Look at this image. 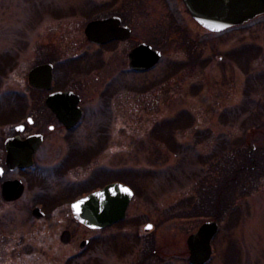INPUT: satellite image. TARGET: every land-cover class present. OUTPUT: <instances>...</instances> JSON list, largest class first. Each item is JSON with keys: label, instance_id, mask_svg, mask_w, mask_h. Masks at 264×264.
<instances>
[{"label": "rangeland", "instance_id": "obj_1", "mask_svg": "<svg viewBox=\"0 0 264 264\" xmlns=\"http://www.w3.org/2000/svg\"><path fill=\"white\" fill-rule=\"evenodd\" d=\"M161 1L0 0V180L24 185L17 200L0 196V264H138L145 244L165 255L146 264H189L187 237L205 221L218 224L208 264H264V14L218 33L199 26L181 0H170L174 18L165 17ZM89 3L123 13L130 40L87 46ZM139 42L162 53L142 72L127 59ZM75 50L87 55L66 56ZM44 62L58 63L55 87L66 83L81 95L83 116L69 132L45 104L51 88L28 85L29 70ZM34 133L42 135L34 165L8 170L6 139ZM229 156L244 160L242 181L254 187L234 192L225 212L212 187L224 178L217 162ZM114 181L134 195L120 229L104 236L130 231L122 239L139 246L102 257L94 241L81 256L78 242L92 232L70 204ZM63 230L73 237L65 245Z\"/></svg>", "mask_w": 264, "mask_h": 264}, {"label": "water", "instance_id": "obj_2", "mask_svg": "<svg viewBox=\"0 0 264 264\" xmlns=\"http://www.w3.org/2000/svg\"><path fill=\"white\" fill-rule=\"evenodd\" d=\"M194 20L202 27L219 32L226 28L244 24L255 17L264 14V0H182ZM119 18L95 20L87 24L85 34L90 41L103 43L112 39H126L129 29L119 27ZM161 53L149 45L140 44L129 53V67L135 71H145L152 68L159 60ZM51 65L43 64L32 68L27 81L36 89H50ZM78 97L71 92H55L50 94L45 104L65 125L71 128L80 117L77 107ZM23 126H17L19 133ZM42 141V135H33L25 140L19 136L5 141V165L12 170L15 167L27 168L33 163V155ZM3 169L0 167V179ZM127 189V190H126ZM24 186L20 180L3 181L0 185L1 196L5 201L17 200L23 193ZM132 191L120 183H112L102 189L91 192L71 203L73 216L90 228L109 226L125 217V210L131 199ZM33 216L43 215L41 209L35 207ZM149 226V225H148ZM146 226L147 231L150 227ZM218 224L215 221L203 222L198 230L187 238L189 261L192 264H204L211 255L210 240L215 235ZM64 242L69 241V232L62 234ZM83 244H81L82 247Z\"/></svg>", "mask_w": 264, "mask_h": 264}, {"label": "flooded vegetation", "instance_id": "obj_3", "mask_svg": "<svg viewBox=\"0 0 264 264\" xmlns=\"http://www.w3.org/2000/svg\"><path fill=\"white\" fill-rule=\"evenodd\" d=\"M134 1L135 0H129L130 6H131V4ZM169 2L171 3L170 0L169 1L168 0L167 1H165V0L161 1V3H163V6H164L163 8L164 9L167 6L172 5ZM176 2H178V1L176 0ZM90 10H91V12H90ZM165 11H166V9H165ZM106 12L107 11L105 9V4L104 3H99V4H94V3L91 4V3H89L88 4V11H84V15L87 16L88 19H89L86 22L85 25H87L92 20H104V19H109V18L117 17V18H119V21H120L119 27H122V28L124 27V28H128L129 29V31H130L129 37H127L126 39H122V40L117 38V39H112V40H109V41H106V42H103V43H95L93 41H90L86 37V35H85V27L86 26H85L84 27V43L87 46H91V47H94L95 49H99L100 50V49L110 48V45L111 44H116L117 45L119 42H127L128 40H130V37L132 36V31L133 30H132V27L130 26L129 22L125 19V15H123V13H120L119 11H116V10H115V12H109V13H106ZM168 16L171 17V18H174V15L171 16V14H169V12L166 11L165 17H168ZM175 17H176V15H175ZM139 43H141V42H139ZM137 44H134V45H132L130 47L129 51L127 52V59H128V54H129L130 50L132 48H134ZM71 50H74V49H71ZM75 51L76 52H73L72 51L71 53H69L66 56L68 58H70V59L73 60L74 58L79 59V58H83L85 55H87L86 52L84 53V52H80V51H77V50H75ZM73 62L76 63V61H73ZM47 63H50V62H47ZM55 63L54 62H51L50 63L52 65V84H51V91L47 92L46 95H48L49 93H52V92H56V91H71V92H73L74 94L78 95V97H79L78 106H79V108L81 110V113H82V116H83V109L80 106L81 105V100H82L81 95L79 93L75 92L73 89H70L69 88V86L72 87V85H69V84H66V83H62V84H58L59 87H55L56 86V84H55V73H56V68H58V67H56V65H58V63L57 64H55ZM41 90H43V89H41ZM43 91H46V90H43ZM82 116H81V119H82ZM54 117H55V120L57 121L58 120L57 117L55 115H54ZM81 119H80V121H81ZM74 127L72 129H74ZM51 129H52V127H51ZM72 129L67 130V131L69 132ZM23 132L20 131L18 134L21 135ZM34 134H36V133H34ZM30 135H33V134L25 135V136L21 137L20 139H25L26 137H28ZM35 154H36V152H35ZM34 157L35 156H33V160H34ZM33 165H34V163H33ZM15 168H17V167H15ZM18 169L19 168H17L16 170H18ZM0 182H1V180H0ZM73 218L76 220V222H78V224H81L74 216H73ZM118 223H121V222H117V223H114L113 225L106 226V227L89 228V231L92 232V234L89 237H87V238H82L78 242L79 255L85 257L87 254H89V251H91L92 250V247L95 246L94 245L95 244L94 241H97V242L99 241L100 242V243H96V245L98 246L99 251L101 253L100 256H102V257H104L103 250H104V252H105L106 255L109 254V256H111V257L114 256V258L122 257L124 254H127L128 251H129V253L130 252H133V250H134L133 247L136 244L135 241L133 243H131L130 245H128V242L126 241V239H122V238L123 237H125V238L133 237L135 235L134 233L132 234L130 231H126V232H123V231L118 232L117 231L109 239H107L104 236V231H107V230H110V229L117 230L116 228H119L120 229V227H117L116 226V224H118ZM63 231H65V230H63ZM63 231H61V233ZM61 233H60V236H59L60 241H61ZM72 238L73 237L70 235L68 242H66V243L63 242V241H61V242L64 245L65 244H68L71 241ZM134 238H135V240H138L139 239V235H136V237H134ZM103 241H105V242L103 243ZM81 243L83 244L82 247H81ZM152 245L151 244H145L142 247L143 249L140 252V258H139V260L137 262L138 264H146L151 259H153V255L154 256L158 255L160 257H162V256L164 257L165 256L157 248H154V246H152ZM138 246L139 245H137L136 248ZM157 251H159V252H157ZM69 259H72V256H70ZM99 261H100V263L102 262V260H100V259L98 260V258H96L95 260L86 259L85 264H100ZM68 263H69V261L67 262V264ZM109 264H112V263H109Z\"/></svg>", "mask_w": 264, "mask_h": 264}, {"label": "trees", "instance_id": "obj_4", "mask_svg": "<svg viewBox=\"0 0 264 264\" xmlns=\"http://www.w3.org/2000/svg\"><path fill=\"white\" fill-rule=\"evenodd\" d=\"M246 155L244 156V160L246 159ZM225 161L224 163L222 162ZM222 160H217L218 161V166H220V164H224L225 166H221L222 168V176H224V178L219 179L217 177H214V180H216L215 182V186L212 187V189L214 190V201H215V205L217 204L216 202H222L223 205H225V207H227L224 211L226 212L230 207H234V199L238 197V195L236 196L234 194V192H240V190L243 189H247L248 187H254L253 185H246L245 183H243L242 178L245 175V173H247L248 171V167L246 164H244V160H242V162H237V160H235V158L233 156H229L227 158H224ZM226 168H228L226 170ZM217 170V169H216ZM249 174V173H247ZM247 178V177H246ZM245 178V179H246ZM128 185H130L129 183H126ZM131 186V185H130ZM207 205V204H206ZM214 205V206H215ZM219 206V205H218ZM206 208L208 207L205 206ZM198 209H201L200 207H198ZM230 210V209H229ZM223 211H219L217 212L215 215L216 216H220L222 215Z\"/></svg>", "mask_w": 264, "mask_h": 264}, {"label": "bare ground", "instance_id": "obj_5", "mask_svg": "<svg viewBox=\"0 0 264 264\" xmlns=\"http://www.w3.org/2000/svg\"><path fill=\"white\" fill-rule=\"evenodd\" d=\"M129 204H130V202L128 203V205H129ZM128 205H127V206H128ZM127 209H128V207L126 208V211H127ZM126 211H125V214H126ZM210 243H211V241H210Z\"/></svg>", "mask_w": 264, "mask_h": 264}, {"label": "snow or ice", "instance_id": "obj_6", "mask_svg": "<svg viewBox=\"0 0 264 264\" xmlns=\"http://www.w3.org/2000/svg\"><path fill=\"white\" fill-rule=\"evenodd\" d=\"M127 190V189H126ZM148 227H151L150 225Z\"/></svg>", "mask_w": 264, "mask_h": 264}]
</instances>
